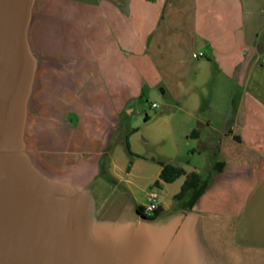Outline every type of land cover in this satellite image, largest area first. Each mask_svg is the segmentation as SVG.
I'll use <instances>...</instances> for the list:
<instances>
[{
	"label": "crops",
	"instance_id": "obj_1",
	"mask_svg": "<svg viewBox=\"0 0 264 264\" xmlns=\"http://www.w3.org/2000/svg\"><path fill=\"white\" fill-rule=\"evenodd\" d=\"M0 48L34 89L0 132V264H264V0H0Z\"/></svg>",
	"mask_w": 264,
	"mask_h": 264
},
{
	"label": "rangeland",
	"instance_id": "obj_2",
	"mask_svg": "<svg viewBox=\"0 0 264 264\" xmlns=\"http://www.w3.org/2000/svg\"><path fill=\"white\" fill-rule=\"evenodd\" d=\"M6 55L3 49L0 48V132L2 133L3 129L8 128L9 126L14 125L16 122L18 123L19 117L22 115L21 113L25 112L27 107L29 106L26 103L25 97L31 96L34 94V89L23 87L24 79L33 80L32 73L20 71L18 62H15L11 65V63L5 64V67H2V63L5 59ZM8 62V61H6ZM18 63V64H17ZM18 65V66H16ZM4 66V65H3ZM17 67V68H16ZM41 94V91L39 92ZM148 102L144 101L140 104V108L144 111L148 110ZM35 105L33 104V107ZM135 110L137 106L133 107ZM95 111V110H93ZM134 118L137 115L133 116ZM10 136H6V142ZM15 138L18 136H12V143H15ZM5 145V144H4ZM2 149L0 147V153H2ZM1 155V154H0Z\"/></svg>",
	"mask_w": 264,
	"mask_h": 264
},
{
	"label": "trees",
	"instance_id": "obj_3",
	"mask_svg": "<svg viewBox=\"0 0 264 264\" xmlns=\"http://www.w3.org/2000/svg\"><path fill=\"white\" fill-rule=\"evenodd\" d=\"M182 175H184V172L181 169L173 167L172 165H162L159 179L164 183H172ZM155 184L157 185L158 182ZM205 187V183L201 184L195 174H189L186 176V180L184 181L180 192L175 196V199L180 200L190 193V204H192L202 194Z\"/></svg>",
	"mask_w": 264,
	"mask_h": 264
},
{
	"label": "built area",
	"instance_id": "obj_4",
	"mask_svg": "<svg viewBox=\"0 0 264 264\" xmlns=\"http://www.w3.org/2000/svg\"><path fill=\"white\" fill-rule=\"evenodd\" d=\"M201 54H194L193 57H198ZM152 108H156V104H152L151 105ZM160 207V199H159V191L158 189L153 186L149 189L147 196H146V202L144 205V213L148 216H153L156 211L159 209Z\"/></svg>",
	"mask_w": 264,
	"mask_h": 264
},
{
	"label": "flooded vegetation",
	"instance_id": "obj_5",
	"mask_svg": "<svg viewBox=\"0 0 264 264\" xmlns=\"http://www.w3.org/2000/svg\"><path fill=\"white\" fill-rule=\"evenodd\" d=\"M0 68H1V65H0Z\"/></svg>",
	"mask_w": 264,
	"mask_h": 264
}]
</instances>
